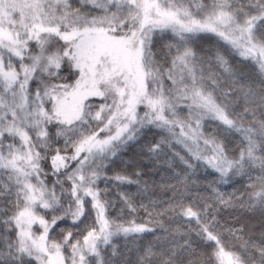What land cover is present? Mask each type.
<instances>
[{
  "label": "snow or ice",
  "instance_id": "snow-or-ice-1",
  "mask_svg": "<svg viewBox=\"0 0 264 264\" xmlns=\"http://www.w3.org/2000/svg\"><path fill=\"white\" fill-rule=\"evenodd\" d=\"M0 264H264V0H0Z\"/></svg>",
  "mask_w": 264,
  "mask_h": 264
}]
</instances>
